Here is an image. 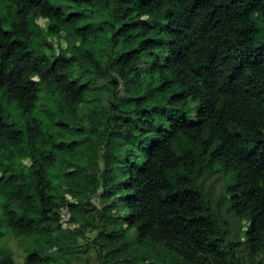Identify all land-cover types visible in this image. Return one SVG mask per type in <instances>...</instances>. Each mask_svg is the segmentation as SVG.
<instances>
[{"label": "trees", "instance_id": "trees-1", "mask_svg": "<svg viewBox=\"0 0 264 264\" xmlns=\"http://www.w3.org/2000/svg\"><path fill=\"white\" fill-rule=\"evenodd\" d=\"M38 16L67 44L53 60ZM7 235L25 264L89 246L98 264H264V0H0V264H17Z\"/></svg>", "mask_w": 264, "mask_h": 264}, {"label": "rangeland", "instance_id": "rangeland-1", "mask_svg": "<svg viewBox=\"0 0 264 264\" xmlns=\"http://www.w3.org/2000/svg\"><path fill=\"white\" fill-rule=\"evenodd\" d=\"M35 21L38 24V26L40 27L42 34L46 37L48 43L50 44L49 47H46V53H47V56L53 60V58L59 53V50L66 48L67 44L64 40H59L55 37L47 36V28L49 25L48 19L42 18L41 16H38L35 19ZM73 43L78 44V40L74 41ZM35 80H37V78H35ZM18 112H19V110H14L15 120L11 119L10 120L11 122L17 123V121H19L20 119L24 122V119L22 116H20V118H18V115L16 114ZM224 182H225V180H224L223 174L219 173V174L215 175L211 180L208 181L207 187L211 192H214V196H216L220 192L224 191V189H223ZM66 197L69 200L72 199L69 195H67ZM92 201L94 202V204L97 207L100 206V201H101L100 198L94 197L92 199ZM72 202H74L73 199H72ZM59 213H60V217H61V223H62L64 229L75 231L80 227L79 225H77L71 221V214H70V211L68 209L63 208L59 211ZM231 214L232 213H229L227 211L226 206H225L224 210H223L224 218L227 220V218ZM242 224H243V229L248 227V222L244 221ZM94 233L95 232L91 231L90 229L84 230V237L80 238L81 242L87 245L90 241H92V239L95 235ZM243 235H245V233H243ZM7 244L13 252V257H14L15 262L17 264H25V254L21 250V248L19 247L16 239L12 238L10 235H7ZM75 264H98L97 254H96L95 249L91 246L87 247L86 253L84 254L83 261L77 262V263L75 262Z\"/></svg>", "mask_w": 264, "mask_h": 264}]
</instances>
